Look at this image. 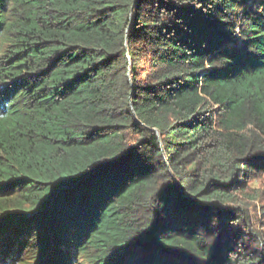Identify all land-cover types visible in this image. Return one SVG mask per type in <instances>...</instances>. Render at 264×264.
<instances>
[{"label":"trees","instance_id":"obj_1","mask_svg":"<svg viewBox=\"0 0 264 264\" xmlns=\"http://www.w3.org/2000/svg\"><path fill=\"white\" fill-rule=\"evenodd\" d=\"M264 0H0V264H264Z\"/></svg>","mask_w":264,"mask_h":264},{"label":"rangeland","instance_id":"obj_2","mask_svg":"<svg viewBox=\"0 0 264 264\" xmlns=\"http://www.w3.org/2000/svg\"><path fill=\"white\" fill-rule=\"evenodd\" d=\"M250 187L256 188L259 192V196L262 197L264 201V175L250 181ZM261 200H254L253 204H250L248 210L251 216L252 229L256 232H261V235L264 236V214H261L263 208Z\"/></svg>","mask_w":264,"mask_h":264}]
</instances>
